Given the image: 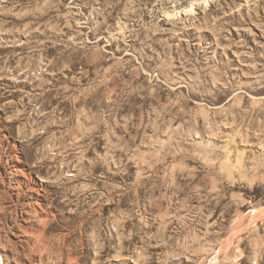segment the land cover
<instances>
[{
	"label": "rangeland",
	"instance_id": "1",
	"mask_svg": "<svg viewBox=\"0 0 264 264\" xmlns=\"http://www.w3.org/2000/svg\"><path fill=\"white\" fill-rule=\"evenodd\" d=\"M248 1L0 0V264H264Z\"/></svg>",
	"mask_w": 264,
	"mask_h": 264
},
{
	"label": "bare ground",
	"instance_id": "2",
	"mask_svg": "<svg viewBox=\"0 0 264 264\" xmlns=\"http://www.w3.org/2000/svg\"><path fill=\"white\" fill-rule=\"evenodd\" d=\"M212 1V0H211ZM246 2L248 3L249 1L248 0H246ZM191 7V9L190 10H192L193 8H194V3L190 6ZM189 9V8H188ZM188 9H186V10H182V11H177V12H173V14H171L170 12H166L165 14H166V16H179L180 15V12L181 13H188V12H190ZM187 13H186V15H187ZM180 17V16H179ZM188 19V18H187ZM122 32V31H121ZM2 160H3V157L2 156H0V162H2ZM72 175V174H71ZM18 188V187H17ZM22 188H23V184L22 183H20V189H21V191H22ZM20 189L18 188V190L20 191Z\"/></svg>",
	"mask_w": 264,
	"mask_h": 264
}]
</instances>
